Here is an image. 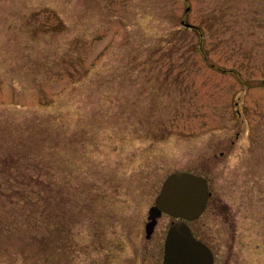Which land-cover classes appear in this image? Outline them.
<instances>
[{
    "label": "rangeland",
    "instance_id": "obj_1",
    "mask_svg": "<svg viewBox=\"0 0 264 264\" xmlns=\"http://www.w3.org/2000/svg\"><path fill=\"white\" fill-rule=\"evenodd\" d=\"M6 154L47 186L49 264H161L171 219L145 225L179 170L235 216V264H264V0H0ZM12 184L38 196L0 176V264H36L43 207Z\"/></svg>",
    "mask_w": 264,
    "mask_h": 264
},
{
    "label": "water",
    "instance_id": "obj_2",
    "mask_svg": "<svg viewBox=\"0 0 264 264\" xmlns=\"http://www.w3.org/2000/svg\"><path fill=\"white\" fill-rule=\"evenodd\" d=\"M182 25L194 28L184 21ZM208 194L206 179L200 175L174 171L164 179L154 205L148 210L145 225V235L149 238L162 214L175 219L164 238L162 264H212L209 249L192 235L188 226V222L203 213Z\"/></svg>",
    "mask_w": 264,
    "mask_h": 264
},
{
    "label": "trees",
    "instance_id": "obj_3",
    "mask_svg": "<svg viewBox=\"0 0 264 264\" xmlns=\"http://www.w3.org/2000/svg\"><path fill=\"white\" fill-rule=\"evenodd\" d=\"M17 159H19L18 156L13 157L9 154L0 156V176L5 177V180L10 179L16 184H25L31 182L37 185V189L35 190L38 191L36 193L38 196L36 197L35 201L33 199V196L32 197L29 196L27 192L22 191L13 184L10 186L8 193L9 195L7 196L10 199H13L14 196H17L19 198L24 197L25 200L30 199L31 202L33 201V204L36 207V209L38 206L43 207V209L40 211L38 209L36 210L39 212H34L33 214H29L28 216L29 224L31 226L29 225L30 229H27V232L31 235V237H33L39 249L40 254H38V258L36 259V264H49L50 257L47 250H50L49 244L51 245V243L48 241L51 238V231L49 230V217H48L50 216V214H48L47 207H45L46 205L43 204L45 197L42 195L46 191L47 186L43 185L44 182L40 178L39 174L38 177L30 176V175L28 176V174L26 175L21 169L23 165L21 166L18 163ZM18 169L20 173H14ZM3 187L5 186L0 185L1 196H4L6 192V189L3 190ZM39 197L41 200L37 201ZM44 251H46L47 253L44 254ZM3 262H6V260L0 257V263Z\"/></svg>",
    "mask_w": 264,
    "mask_h": 264
},
{
    "label": "flooded vegetation",
    "instance_id": "obj_4",
    "mask_svg": "<svg viewBox=\"0 0 264 264\" xmlns=\"http://www.w3.org/2000/svg\"><path fill=\"white\" fill-rule=\"evenodd\" d=\"M208 186H211L210 183H208ZM208 208L218 212V214L208 215V221L204 224L198 223L200 218L192 221L190 223L192 233L210 250L212 264H233V261L235 264L236 261L232 257L235 238V216L230 213L228 206L219 199L211 188H209L204 213L207 212ZM207 223L210 224L207 226ZM212 223H216L215 227H218V230H211Z\"/></svg>",
    "mask_w": 264,
    "mask_h": 264
}]
</instances>
